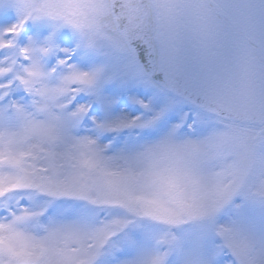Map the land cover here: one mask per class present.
<instances>
[{
	"label": "snow or ice",
	"instance_id": "6c2138e0",
	"mask_svg": "<svg viewBox=\"0 0 264 264\" xmlns=\"http://www.w3.org/2000/svg\"><path fill=\"white\" fill-rule=\"evenodd\" d=\"M0 264H264V0H0Z\"/></svg>",
	"mask_w": 264,
	"mask_h": 264
}]
</instances>
